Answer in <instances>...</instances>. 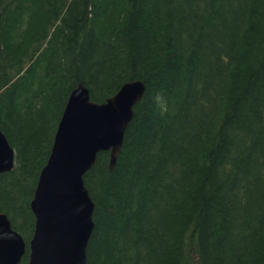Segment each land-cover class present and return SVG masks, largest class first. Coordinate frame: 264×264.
Masks as SVG:
<instances>
[{
    "label": "trees",
    "instance_id": "1",
    "mask_svg": "<svg viewBox=\"0 0 264 264\" xmlns=\"http://www.w3.org/2000/svg\"><path fill=\"white\" fill-rule=\"evenodd\" d=\"M140 81L113 168L83 175L86 264H264V0H0V213L28 203L69 93Z\"/></svg>",
    "mask_w": 264,
    "mask_h": 264
},
{
    "label": "water",
    "instance_id": "2",
    "mask_svg": "<svg viewBox=\"0 0 264 264\" xmlns=\"http://www.w3.org/2000/svg\"><path fill=\"white\" fill-rule=\"evenodd\" d=\"M143 92L140 81H131L102 103L92 102L81 85L69 93L28 203L33 229L26 261L21 262L25 241L0 213V264H86L93 203L82 178L100 152H107V169L113 168ZM13 161L14 151L0 132V174Z\"/></svg>",
    "mask_w": 264,
    "mask_h": 264
}]
</instances>
